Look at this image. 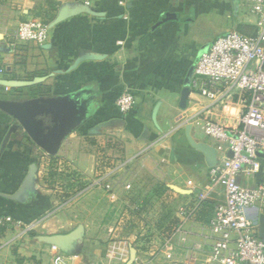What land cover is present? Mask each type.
<instances>
[{"label": "crops", "instance_id": "0c3cea01", "mask_svg": "<svg viewBox=\"0 0 264 264\" xmlns=\"http://www.w3.org/2000/svg\"><path fill=\"white\" fill-rule=\"evenodd\" d=\"M34 18L47 22L46 41L12 46L16 25ZM254 19L242 0H0V100L69 97L79 109L54 155L0 110V213L20 222L0 229V264H51L50 239L62 236L70 264H212L210 243L201 251L193 243L206 235L223 188L198 199L210 166L186 128L214 148L204 120L242 109L233 99L222 112L189 83L218 35L252 31ZM124 89L135 98L128 113L116 107ZM215 154V162L231 156ZM262 179L263 156L237 177L242 186ZM247 215L264 238V205Z\"/></svg>", "mask_w": 264, "mask_h": 264}, {"label": "built area", "instance_id": "2783aa9c", "mask_svg": "<svg viewBox=\"0 0 264 264\" xmlns=\"http://www.w3.org/2000/svg\"><path fill=\"white\" fill-rule=\"evenodd\" d=\"M242 2L255 18L253 33L230 30L218 35L198 57L189 83L191 92L216 103L222 112L233 99L242 109L239 114H227L220 121L204 120V133L215 150L231 152L230 157L222 156L209 167L208 182L198 191L201 200L215 187L223 188L224 199L214 206L206 224V235L193 243L195 251H201L206 242L210 243L212 264H264V240L247 215L249 209L264 205V179L252 186H242L237 181L244 168L257 170L259 154L264 155V0ZM87 3L88 0H84V4ZM48 30L46 22L34 18L19 22L9 39L12 46L28 42L41 44L46 41ZM3 73L4 65L0 62V74ZM134 104L130 89L122 90L116 98V107L121 113L130 112ZM100 156L101 162L104 157ZM116 168L112 166L110 170ZM100 184L101 178L93 180L80 192ZM188 184L191 185V181ZM195 209L179 208V213L193 215ZM11 224L20 222L0 213V229ZM51 250V264H70L65 262L58 247L51 245Z\"/></svg>", "mask_w": 264, "mask_h": 264}, {"label": "water", "instance_id": "95a60500", "mask_svg": "<svg viewBox=\"0 0 264 264\" xmlns=\"http://www.w3.org/2000/svg\"><path fill=\"white\" fill-rule=\"evenodd\" d=\"M67 16L66 11H61L51 23L55 24ZM189 89H184L181 94V103H185ZM0 110L11 116L24 130L31 141L49 155H54L62 140L64 133L77 121L79 109L77 104L69 97L61 99H35L16 103L10 100H0ZM111 123V122H109ZM108 125L107 123L101 126ZM190 126H187L186 133L188 141L196 149L204 152L208 165L215 164V149L206 143L194 142L189 136ZM94 132V131H93ZM259 156H263L259 154ZM263 240L264 238L260 236ZM62 237L50 239L52 245L60 250Z\"/></svg>", "mask_w": 264, "mask_h": 264}, {"label": "rangeland", "instance_id": "374dc122", "mask_svg": "<svg viewBox=\"0 0 264 264\" xmlns=\"http://www.w3.org/2000/svg\"><path fill=\"white\" fill-rule=\"evenodd\" d=\"M236 30L239 31V32H241V33H247V34H249V32L251 31V30H248V29L242 30L241 28L240 29L239 28H236ZM208 34H210V33L208 32ZM56 165H57V160H54V161L51 162V168H55Z\"/></svg>", "mask_w": 264, "mask_h": 264}, {"label": "trees", "instance_id": "16d2710c", "mask_svg": "<svg viewBox=\"0 0 264 264\" xmlns=\"http://www.w3.org/2000/svg\"><path fill=\"white\" fill-rule=\"evenodd\" d=\"M43 21H44V20H43ZM44 22H46V21H44ZM46 23H47V22H46ZM251 33H253V30L251 31ZM251 33H249V34H251ZM51 158H52V157H51ZM50 160L54 161L53 158L50 159ZM52 161H51V162H52ZM83 186H84V185H83ZM83 186H82V187H83ZM82 187H81V188H82Z\"/></svg>", "mask_w": 264, "mask_h": 264}]
</instances>
